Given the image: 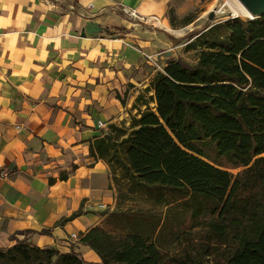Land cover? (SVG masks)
Masks as SVG:
<instances>
[{"label": "crops", "instance_id": "obj_1", "mask_svg": "<svg viewBox=\"0 0 264 264\" xmlns=\"http://www.w3.org/2000/svg\"><path fill=\"white\" fill-rule=\"evenodd\" d=\"M200 4L0 0V249L25 241L100 263L78 242L107 205L114 210L109 165L88 157L96 122L126 120L156 73L144 67L171 47L157 28L180 24ZM88 24L100 30L86 34Z\"/></svg>", "mask_w": 264, "mask_h": 264}, {"label": "trees", "instance_id": "obj_2", "mask_svg": "<svg viewBox=\"0 0 264 264\" xmlns=\"http://www.w3.org/2000/svg\"><path fill=\"white\" fill-rule=\"evenodd\" d=\"M194 36L186 48L200 50L196 64L169 61L145 90L155 110H137L128 130L110 125L88 157L104 160L112 174L119 166L156 204L189 210L186 228L202 231L200 243L163 254L154 242L159 218L117 208L78 234L98 264H264V14ZM0 264L97 263L20 241L0 249Z\"/></svg>", "mask_w": 264, "mask_h": 264}, {"label": "rangeland", "instance_id": "obj_3", "mask_svg": "<svg viewBox=\"0 0 264 264\" xmlns=\"http://www.w3.org/2000/svg\"><path fill=\"white\" fill-rule=\"evenodd\" d=\"M228 1L232 0H201V4L197 7V9L194 10L195 13L191 17L193 22L190 24L184 26L181 24L182 20H180V24H169L168 26H165V28H157V30L164 33L166 38L170 40L171 47H169L168 50L163 48L159 49L162 51L160 54L161 60L156 62V64L153 62V67L146 65L144 67V71L148 72V74L150 73V75L152 74V68L156 70V73L163 72L165 64L172 60H181L188 65H195L198 60L200 50L187 49L186 45L193 41L196 38L194 35L198 34L205 26H211L215 23L223 22L227 19L233 18L227 7ZM210 16H212L211 19L209 18ZM237 18L244 21L255 19L241 17ZM156 73L153 75V77L156 75ZM149 84L150 82L148 83V86ZM152 95V90L139 93L138 96H142L141 101L138 103L136 98L134 102H132L130 105L132 108L131 113L134 112L133 106L136 107L134 103L140 105L137 110L140 109L143 111L146 107L151 110H155V103L152 100ZM120 101L123 104L125 103V105L129 104V100L125 96L124 99H120ZM131 113L128 115V117H126L125 121L120 123L105 124L103 122L104 128H96L99 131V137L110 133L109 126L113 124L128 130L131 124V117H133V114ZM232 173H235V171H232ZM110 183L112 184V191L115 198L113 207L114 210L117 208L131 211L143 210L145 212L152 213L159 218L158 230L155 234L154 242L163 254L174 256L176 253L183 251V248H185L188 243L192 245H197L200 243L202 231L198 229L190 231L186 228L189 218V210L181 208L177 204H156L150 195L135 190L134 187L129 184L128 180L123 177V173L119 166L115 165L113 167V174L110 170ZM109 207L110 205H107L103 211H109ZM18 238H21V236H18ZM57 250L59 252H63L59 249ZM208 259L209 261L212 260L211 257Z\"/></svg>", "mask_w": 264, "mask_h": 264}, {"label": "water", "instance_id": "obj_4", "mask_svg": "<svg viewBox=\"0 0 264 264\" xmlns=\"http://www.w3.org/2000/svg\"><path fill=\"white\" fill-rule=\"evenodd\" d=\"M237 2L247 10L252 17L259 18L264 14V0H237ZM210 19L212 16L209 17ZM237 18V17H233ZM86 30V34H94L100 30V28L88 24Z\"/></svg>", "mask_w": 264, "mask_h": 264}, {"label": "bare ground", "instance_id": "obj_5", "mask_svg": "<svg viewBox=\"0 0 264 264\" xmlns=\"http://www.w3.org/2000/svg\"><path fill=\"white\" fill-rule=\"evenodd\" d=\"M227 7L229 11L231 12L233 17H241V18H249L253 19L250 15V13L245 10L238 2L237 0L228 1Z\"/></svg>", "mask_w": 264, "mask_h": 264}, {"label": "built area", "instance_id": "obj_6", "mask_svg": "<svg viewBox=\"0 0 264 264\" xmlns=\"http://www.w3.org/2000/svg\"><path fill=\"white\" fill-rule=\"evenodd\" d=\"M73 7L71 6V9H72ZM129 15H130V17H132V18H136V16L133 14V13H129ZM96 128L97 129H102V128H104V123L103 122H97V125H96Z\"/></svg>", "mask_w": 264, "mask_h": 264}]
</instances>
